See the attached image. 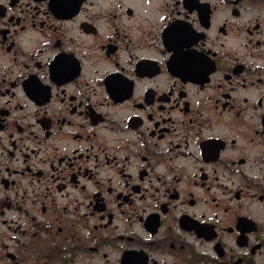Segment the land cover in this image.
<instances>
[{"label": "flooded vegetation", "instance_id": "af4514ba", "mask_svg": "<svg viewBox=\"0 0 264 264\" xmlns=\"http://www.w3.org/2000/svg\"><path fill=\"white\" fill-rule=\"evenodd\" d=\"M0 264H264V0H0Z\"/></svg>", "mask_w": 264, "mask_h": 264}]
</instances>
